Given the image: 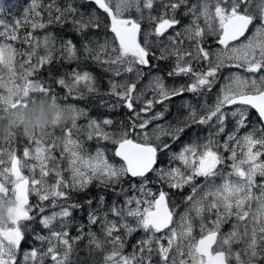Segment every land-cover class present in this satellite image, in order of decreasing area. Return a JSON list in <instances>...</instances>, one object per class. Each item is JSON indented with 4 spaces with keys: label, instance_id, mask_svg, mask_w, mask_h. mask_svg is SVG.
I'll return each mask as SVG.
<instances>
[{
    "label": "snow or ice",
    "instance_id": "1",
    "mask_svg": "<svg viewBox=\"0 0 264 264\" xmlns=\"http://www.w3.org/2000/svg\"><path fill=\"white\" fill-rule=\"evenodd\" d=\"M87 2L90 12L75 0H28L11 21L0 3V112H19L38 98L60 108L41 132L23 127L22 156L11 146L17 132L3 137L0 209L7 218L0 217V264H264V0ZM67 24L82 38L79 47L71 39L58 43L48 31ZM154 60L171 63L172 84L154 71ZM54 61L77 65L55 81L64 96L35 78ZM87 62L109 74L107 91L81 69ZM178 77L188 82L177 85ZM214 89L212 103L198 110L185 102L186 114L178 110L168 119L173 98L207 97ZM98 96L108 98L101 107L127 109V122L60 103ZM249 109L259 120L252 127ZM194 125L206 126L208 135L192 137ZM93 185L104 194L95 207L94 199L84 201L87 224L77 222L74 212L84 205L76 197ZM185 189L178 212L169 190ZM37 217L48 234L36 233L40 247L24 251L20 261Z\"/></svg>",
    "mask_w": 264,
    "mask_h": 264
},
{
    "label": "trees",
    "instance_id": "2",
    "mask_svg": "<svg viewBox=\"0 0 264 264\" xmlns=\"http://www.w3.org/2000/svg\"><path fill=\"white\" fill-rule=\"evenodd\" d=\"M47 2H48V0H45V3H47ZM61 2H62V0H61ZM75 2L80 7V10L82 12H85L86 10L92 9L94 7L92 4L88 3L87 0H75ZM23 3L24 2H21V6ZM68 27L72 28L71 24H67L63 28H61L59 26L50 27L48 29V31H53L55 33V35L58 38V43H59V40L61 38L62 39H71L79 47L81 45L82 38L79 35H77L72 29L70 30V28H68ZM89 35H91V33H89ZM157 64L159 65V62ZM75 67H77L75 62L74 63H65V62H55L54 61L52 64L43 67L39 71L38 75L35 78L41 79V80L45 81L47 84H50L56 90V92L58 93L59 96H64L66 94V89H64L62 86L58 85L55 81H56V79H58L59 77H61L65 73L71 71ZM80 67L83 70H88V71L92 72L93 75L97 78V83L99 86L101 85L103 80L108 78L109 74L105 73L103 68L96 66V65L92 64L91 62L81 64ZM102 85H101V87H102ZM33 95L39 96L42 94H33ZM68 99H69V97H68ZM101 99H108V98L104 97V96H98L95 99H93L90 97L86 101L77 100V103L79 105L83 106L84 108H87L89 110V116H91V117H94V118L109 117L118 123L121 121L127 122V119L129 116L127 109L117 108V109L110 111L107 108L100 106V100ZM191 99L193 101L194 97ZM37 100H39V98ZM208 100H209V98H208ZM171 103H175V102L173 101ZM171 103H170V105H171ZM190 104L192 105V103H190ZM172 106H173V104H172ZM178 110L180 111L182 109L178 108L177 111ZM198 110H200V106L198 107ZM180 113H181V111H180ZM176 114H177V112L174 114L173 118L171 116V118H169V119H171V120L175 119ZM182 115H184V114H182ZM248 121H249V127H252L254 124L259 123L257 115L251 109H249ZM232 122L234 123V120H232ZM55 131H56L57 135L60 134L59 129H56ZM16 132H17V136H16L15 140L12 142L11 146L17 150V153H19L21 148H22V145H24L27 140H26L25 136L23 135V133L21 132V130L17 129ZM2 137H0V141H4V139ZM173 150H175V148H173ZM162 159H163V157H162ZM150 177H152L151 174H149V178ZM155 187H157V185ZM169 191H172L173 198L177 201L178 205H182L181 200H182V197L184 195H186V192L180 193V192H175L174 190H169ZM99 193L104 194V192L102 190L97 189L93 185V186H90V188L88 190H86V192L79 194L76 197L77 202H80L81 204L84 205L83 208L81 210H79V213H77V211L74 212V218L76 221L80 220L81 222L87 224V220H85V218L82 215L84 212L88 211V206L86 204H84V200L94 199L93 206L95 207V199H98ZM114 198H115L114 194L111 191H108L106 194V200L108 201V203H111V201ZM29 225L33 231L27 232L26 239H25V241L22 242L21 251L30 250L31 247H33V246H35V247L40 246V242L33 239V237L36 233H39L41 235H47L48 234V230H46L44 228L42 229L40 224L36 220L34 222H29ZM74 228L75 227H73L71 229L72 234L76 233ZM93 230L98 231L97 226H93ZM140 236H141V233L137 232V233H134L128 239L126 251H131L132 245L136 242L137 239L140 238ZM18 259H19V257H18Z\"/></svg>",
    "mask_w": 264,
    "mask_h": 264
},
{
    "label": "rangeland",
    "instance_id": "3",
    "mask_svg": "<svg viewBox=\"0 0 264 264\" xmlns=\"http://www.w3.org/2000/svg\"><path fill=\"white\" fill-rule=\"evenodd\" d=\"M21 2H24L23 4H22V6H21ZM27 2H28V0H0V3H3L4 4V6H5V9H6V11H5V13L3 14V18L4 19H6V20H12L14 17H19L21 14H22V11H23V7H25L26 5H27ZM91 11V9H88V10H86L85 12H90ZM179 17L182 19V23H184V24H186V23H188V18L187 17H184L183 16V9H181L180 10V12H179ZM145 27H147V25H145ZM171 31V30H170ZM92 34V33H91ZM250 34V33H249ZM211 39V38H210ZM18 47H20L19 45H18ZM213 47H215L214 45H213ZM159 62V65L157 64ZM153 63L154 64H157L158 65V67L159 68H156L154 71H158V72H160L162 75H164L165 76V78H166V80H167V82L169 83V84H172L173 83V80L171 79V78H167V71L170 69V67H171V63L170 62H166V61H153ZM224 75H227L228 74V71L227 70H225V72L223 73ZM145 82H147V77H145ZM188 81H187V79L186 78H184V77H178V78H176L175 79V83L177 84V85H179V84H182V83H187ZM103 84V85H102ZM101 85H102V87H101ZM101 85L99 86L100 87V89H101V92H104V91H107V89H108V78L107 79H105V80H103V82L101 83ZM218 87H219V85H217L216 86V88L218 89ZM4 92V89H0V93H3ZM215 94H216V89H214L213 90V92L211 93V94H209L208 96H209V100H207V97H203V98H201L200 96H197V95H195V94H193V93H184L180 98L179 97H176L175 99L173 98L170 102H169V104H168V108H169V110H170V113H171V115H168L167 113H166V115H168V119L169 118H171V116H172V118H173V116H174V114L177 112V109L178 108H180V109H182V110H180L181 111V113L182 114H186V109H184V108H182L181 107V105H183L185 102H187V103H192L193 104V106L194 107H196L197 109H198V107L199 106H201V104H203L204 103V101L205 100H207V102L208 103H212L213 102V100H214V98H215ZM190 96V97H189ZM194 97V99H193V101H192V99L191 98H193ZM175 102V103H171V102ZM60 103H62V104H65V103H70V104H75V105H77L78 107H81V108H84L83 106H81V105H79L78 103H77V100L75 101L72 97H69V99H67V100H61L60 101ZM170 103H171V105H170ZM172 104H173V106H172ZM156 110H158V111H163V108L161 107V106H157V109ZM184 112V113H183ZM181 114V116H183ZM176 116V115H175ZM91 117V116H90ZM94 118V117H93ZM100 118H103V117H100ZM169 120H171V119H169ZM232 120H234L233 119V117L229 114V123H228V126H229V129H231L232 128V126H233V122H232ZM82 122V123H81ZM86 121H84L83 119H81V120H79L78 121V123H81V124H83V123H85ZM162 123H163V121H162ZM203 129V130H202ZM18 130H21V132L23 133V128H20V129H18ZM197 133H199V135L203 138V137H206L207 135H208V129H207V127L206 126H193V131H192V133L190 134L192 137H195L196 136V134ZM0 137H2V136H0ZM3 138V137H2ZM26 138V143L24 144V145H22V148H21V150H20V152L18 153V155H20V156H22V154H23V148L25 147V146H28V139H27V137H25ZM0 146H8V145H6L5 143H4V141H0ZM88 147H89V149L90 150H92V151H94L95 150V148H96V144L94 143V142H89V144L87 145ZM181 147V145L178 143V144H176L175 146H174V148H175V150H179V148ZM150 180L152 179V177H150L149 178ZM153 187H155L156 185H152ZM98 189V188H97ZM188 189H185L184 190V192H186V195L188 194ZM99 195H101L100 193H99ZM84 201H86V200H84ZM31 202L32 203H35V197H32V199H31ZM94 207V206H93ZM184 210V205L182 204V205H179V207H178V209H177V211L178 212H182ZM77 213H79V210H77ZM83 217L85 218V220H87L86 219V217H87V212H84L83 214ZM78 219V218H77ZM36 221L39 223V217H37V219H36ZM77 222H81L80 220H78ZM40 224V223H39ZM40 226H41V228L43 229V226L40 224ZM231 228V224L229 223V224H225L224 225V227H223V231L224 232H228L229 231V229ZM74 230L76 231V229L74 228ZM76 234V233H75ZM75 234H73V235H75ZM36 247H40V246H36ZM23 252L24 251H21V253H20V255H19V260L20 261H22L23 260ZM46 264H49V262H47L46 261Z\"/></svg>",
    "mask_w": 264,
    "mask_h": 264
},
{
    "label": "clouds",
    "instance_id": "4",
    "mask_svg": "<svg viewBox=\"0 0 264 264\" xmlns=\"http://www.w3.org/2000/svg\"><path fill=\"white\" fill-rule=\"evenodd\" d=\"M60 112L59 106L51 99L40 98L35 103H29L19 112H0V136H6L17 129L27 126L30 131L41 132L51 126ZM0 217L7 218V212L0 209Z\"/></svg>",
    "mask_w": 264,
    "mask_h": 264
},
{
    "label": "bare ground",
    "instance_id": "5",
    "mask_svg": "<svg viewBox=\"0 0 264 264\" xmlns=\"http://www.w3.org/2000/svg\"><path fill=\"white\" fill-rule=\"evenodd\" d=\"M68 28H70V30L72 29L71 27H68ZM180 98V97H179ZM201 98H203V97H201ZM208 98H209V96H207V100H208ZM175 99V98H174ZM193 105V104H192Z\"/></svg>",
    "mask_w": 264,
    "mask_h": 264
},
{
    "label": "water",
    "instance_id": "6",
    "mask_svg": "<svg viewBox=\"0 0 264 264\" xmlns=\"http://www.w3.org/2000/svg\"><path fill=\"white\" fill-rule=\"evenodd\" d=\"M256 115H257V113L255 112V110H253V109H251ZM257 117H258V115H257Z\"/></svg>",
    "mask_w": 264,
    "mask_h": 264
}]
</instances>
